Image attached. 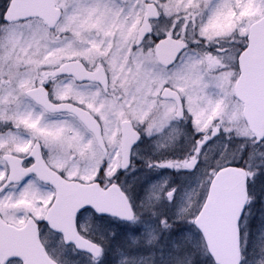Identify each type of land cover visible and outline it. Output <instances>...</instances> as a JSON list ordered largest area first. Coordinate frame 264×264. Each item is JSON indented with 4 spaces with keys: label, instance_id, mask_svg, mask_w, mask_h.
<instances>
[{
    "label": "snow or ice",
    "instance_id": "6c2138e0",
    "mask_svg": "<svg viewBox=\"0 0 264 264\" xmlns=\"http://www.w3.org/2000/svg\"><path fill=\"white\" fill-rule=\"evenodd\" d=\"M0 264H264V0H0Z\"/></svg>",
    "mask_w": 264,
    "mask_h": 264
}]
</instances>
